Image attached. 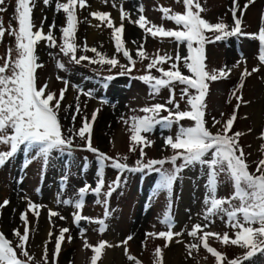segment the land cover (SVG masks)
<instances>
[{"label":"rangeland","instance_id":"rangeland-1","mask_svg":"<svg viewBox=\"0 0 264 264\" xmlns=\"http://www.w3.org/2000/svg\"><path fill=\"white\" fill-rule=\"evenodd\" d=\"M56 2L66 3L67 0H51L49 6H45L43 0H37L33 10V20L36 25L33 31L40 28L41 21H44L43 32L46 34L49 31V25L55 22L53 35L56 42V46L51 48L47 46V41H40L36 45V63L39 67L35 68V83L37 89L47 85L44 94L54 93L57 99L61 89L67 88L58 112V119L63 135L74 136V151L71 156L53 152L45 167L42 159H31L36 156L35 151L25 153L21 146L13 158L9 159L4 166H0V204L4 200L10 201L8 206L0 208V233H3L11 242L18 258L26 260L27 258L22 256L20 249L16 247L19 241L13 234V229H19V232L23 234L25 225L20 219V213L27 212L30 231L26 250L34 257L36 264H43L45 246L49 264H91V257L94 254L91 246H96L101 241H106L112 246L105 247L97 264H136L137 261L139 264H156L157 247L162 252L161 264H216L215 258L203 248L198 239L203 232L198 233L197 238L188 235V232L197 224L208 225L203 231L218 233L221 236L227 233L232 238L236 231L228 226L226 216L216 215L209 220L204 219L208 179L206 167L195 165L183 170L180 178L174 182L171 194L165 190L156 191L159 179L156 173L124 172L120 188L109 198L108 207L111 212L103 232L99 230L100 225L94 221L104 218L105 206L96 201L105 199L103 193H106L109 185L116 181L117 170L112 167L104 169V187L99 198L92 194L86 196L81 214L91 218L90 220H81L77 226L73 222V213L76 209L73 206L57 203L58 193L61 199H69L74 198L85 184L90 185L91 188L96 186V154L87 151L84 147L85 140L74 135L82 126L84 117L91 121L94 110L98 111L94 123L91 124L92 146L111 158L127 157L126 163L133 167L141 158L139 147L134 152L129 151L130 118L144 116L145 113L141 109L145 107H151L157 103L166 104L170 92L168 88H163L158 94H150L149 85L139 77L147 74V65L157 54L167 53L174 57L178 51L181 56H187L188 51L186 43L177 47V44L168 38H154L131 21L138 19L141 14L138 9L142 6L144 9L142 14L150 24L175 30L179 26L175 25L174 21L162 19L163 14L159 9L162 6L173 13H183L185 11L183 0L180 2L177 0H107V3L105 0H86V8L80 9L77 6L78 24L75 33V43L79 46L76 52L77 58L84 55L98 59L95 52L83 50L86 45L89 49L95 48L107 58L115 57L119 61L116 67L91 64L87 60L76 64L60 51V45L63 43L60 29L66 26V14L62 10L59 12L55 10ZM237 2L240 5L237 15L243 12L242 31L258 34L261 18L264 17V0H254L246 10L244 5L248 3V0H237ZM114 3L116 7H113ZM199 3L204 9L201 12L202 18L213 24L222 21L229 26L233 25L232 0H199ZM15 6L16 0H6L3 7L7 11L0 13V20L3 21L5 29L4 36L0 38V66H3L5 60H14L16 57L15 36L9 34L12 30H18V24L14 19ZM121 6L130 16V19L123 21L124 46L135 61V67L130 73L121 67V65L127 66L129 62L122 53L116 52L111 36L112 29L90 15L94 11L108 12L114 24L119 26ZM50 18L53 20L50 21L51 24L48 23ZM97 25L100 26L97 27ZM205 34L212 36L210 32ZM140 45H143L148 58L141 59L137 56ZM9 49H12L11 53ZM258 50V40L250 36L229 37L205 45L207 70L231 69L227 78L208 82L209 91L205 98L206 127L213 134L222 133L224 123L232 117L238 104L237 97H240L236 122L228 135L241 133L238 144L243 149L245 161L249 166L248 170L252 173L255 172L257 163L264 159V151L261 149L264 145V136H262L264 133V64L258 60ZM170 63L159 67L168 70ZM183 63V61L179 63L181 72L184 75H191ZM58 64H62L63 68L57 67ZM254 67H258L259 71L246 76L242 87H239L241 74L245 68L251 72ZM122 71H125V74L118 75ZM150 71L153 76H160L155 68ZM109 75L114 79L109 82L108 87H103L102 78ZM64 81L68 82L67 86ZM73 86H79V89L84 92L89 89L94 90L92 97L81 94ZM183 87L179 84L175 85V98L179 101L181 111L190 110L187 97L184 100L180 99ZM189 91L195 94V90ZM105 99L107 103L102 102ZM54 103L55 101L52 102L53 105ZM77 104L80 105L81 111L73 122L72 116ZM167 106L175 111L172 105ZM160 115L167 116L168 113L161 112ZM213 118L220 123L214 125ZM180 124L191 127L194 121L184 119L180 121ZM178 127L179 125L174 124L170 129H163L157 125L152 132L143 134L152 142L151 146L144 148L145 162L151 159H166L174 155L175 150L165 144V138L169 136L174 138ZM70 128L73 130L71 133ZM8 150H10L8 146L0 144V151ZM85 158H87L88 167L82 171ZM29 160H31L30 163ZM179 163H181L180 160L177 161V164ZM164 167L172 166L165 164ZM65 176L66 188L61 193V181ZM232 187L233 183L221 174L217 186V197H231L234 192ZM29 202L42 206L38 219L27 211ZM49 210L56 211L59 215L52 217L50 221ZM166 213H170V219L174 223L172 230L181 235L174 236L171 241L155 235L146 236V233L157 234L168 230L161 222ZM60 216L65 219H60ZM5 219H10V224L5 223ZM5 224L9 228H6ZM62 228H68L70 231L65 233L61 251L53 260L55 239ZM49 232L52 233L51 237ZM129 236L132 239L127 240L126 244L122 243ZM68 237H72L71 241ZM207 242L210 247L225 254L227 260L240 257L246 252V249L239 246L224 245L215 236L208 237ZM86 243L89 245L87 248ZM190 244L198 245L196 249L191 250V255L187 247ZM128 256L135 259L129 260ZM243 264H264V252H258Z\"/></svg>","mask_w":264,"mask_h":264},{"label":"snow or ice","instance_id":"snow-or-ice-1","mask_svg":"<svg viewBox=\"0 0 264 264\" xmlns=\"http://www.w3.org/2000/svg\"><path fill=\"white\" fill-rule=\"evenodd\" d=\"M180 2V0H177ZM254 0H248V3L244 5V9L253 3ZM6 0H0V13L7 11L3 7ZM37 0H16V6L14 9V19L18 24V30H12L10 35L15 36V52L16 57L14 60H5L3 66H0V144L6 145L10 148L8 151H0V166H4L5 163L14 157V155L23 146L25 153L36 152L35 157L31 159H42L43 165L46 167L52 157L53 152L60 153L62 155L71 156L74 151V136L65 137L62 133L61 125L58 119V112L61 107V102L64 99L67 88L61 89L60 96L57 99L54 93H48L45 95V88L41 87L37 89L35 83V68L39 67L36 63L37 57L35 55L36 45L40 41H47L48 47H55V37L53 35V29L55 28V22L49 25V31L45 34L43 32V23L37 30L33 31L36 27L33 20V10L36 6ZM45 6H49L51 0H43ZM107 3V0H105ZM185 11L183 13H173L170 9L160 7L162 12V19L174 21L175 25L179 26L175 30L165 29L162 26H156L150 24L146 17L142 14L144 9L139 7L138 11L141 13L137 20L131 21L135 23L139 28L143 29L148 35L154 38H168L174 41L179 47L181 44L186 43L188 55L181 56L177 51L176 55H164L157 54L155 58L151 60L147 65V74L139 77L144 83L149 85L150 94H158L161 89L168 88L170 92L169 99L166 104H154L151 107H145L141 109L145 113L142 117H131V124L129 125L130 135V148L129 151H136L139 147L140 159L136 161L135 166H129L126 163L127 157L111 158L104 153H100L98 149L94 148L91 144V124L94 123L98 110H94L92 113L91 121L87 117H84L82 126L74 133L81 140H85V149L87 151L96 154L97 162V182L95 188H91L90 185L85 184L80 188L74 198L61 199L60 193L57 194V203H62L65 206H73L76 211L73 213V222L79 226L81 220H90L91 218L82 216V209L85 203V198L88 194L95 195L99 198L102 194L104 187V169L106 167H112L117 170L118 176L116 181L109 185L108 191L103 193L105 199L103 201L97 199V203H102L105 206V215L103 219H98L94 222L100 225V231L103 232L106 229V220L110 215V208L108 207L109 198L112 194L121 186V177L124 172L130 173H156L158 174V183L156 191L165 190L169 194L172 193L174 182L180 178V174L186 168L200 165L202 168H207V183H206V195L205 205L206 210L204 219L209 220L210 217L216 215H223L227 217L228 226L236 229L234 238L229 234L224 233L222 236L218 233H212L203 231L208 225L203 226L197 224L188 232V235L197 238L198 233L203 232V235L198 237L203 248L215 258L216 264H243L244 261L249 260L258 252H264V159H261L257 163L256 172L252 173L248 170V164L245 161L243 149L238 144V138L241 133H234L228 135L231 127L236 119L237 110L239 108L240 97H237L238 104L233 111V115L229 118L223 126V133L217 132L213 134L206 127L205 121V98L209 91L208 82H216L222 78H227L231 69L222 68L220 70L209 71L206 69V52L205 45L215 41L227 39L229 37L245 36L257 39L259 42L258 60L261 64H264V17L261 18V26L258 30V34H248L242 31V19L240 15H237V10L240 8L237 0H232V18L233 25L229 26L224 22L211 23L202 18L201 12L204 9L201 7L199 0H183ZM77 6L80 9L87 7L86 0H67L66 3L56 2L55 10L57 12L63 11L66 14V26L61 27L63 43L60 45V51L69 56L76 64H80L82 61L87 60L91 64L109 65L116 67L119 61L113 58H107L103 54L96 51L95 48H87L85 45L84 51H92L96 53L98 59H93L84 55L77 58L76 52L79 47L75 43V33L77 30ZM113 7H116L115 3ZM90 15L100 21L101 24L112 29L111 36L114 41L115 50L117 53H122L128 60L127 66L121 65L126 69V72L130 73L135 67V61L133 60L130 52L124 46L123 33L125 19H130L128 13H126L122 6L120 8V20L119 26L114 24L111 14L108 12L94 11ZM46 20V17H45ZM100 25H97L99 27ZM11 28V25H9ZM210 32L212 36L209 37L205 33ZM5 34L3 27V21L0 20V38ZM135 43V41H133ZM12 49H9L11 53ZM137 56L141 59H146L147 54L144 51L143 45H140L137 49ZM175 61V62H172ZM183 61V66L188 70L191 75H184L180 68L179 63ZM170 63L168 70L159 67L162 64ZM57 67L63 68L62 64H58ZM155 68L160 76H153L151 69ZM259 71L258 67H254L251 72L246 68L241 74V83L239 87H242L243 81L246 76H250L252 73ZM10 73V74H8ZM125 71L120 72L118 75H124ZM58 79H60L58 77ZM114 79L109 75L102 78V86L108 87L109 82ZM67 86L68 82L64 81ZM179 84L184 86L181 88L180 99L184 100L187 97V104L190 106V110L181 111L179 101L175 98V85ZM76 87L81 94L88 97H92L93 91L89 89L87 92ZM189 90H195V94H192ZM235 94V93H234ZM79 99V97H77ZM55 101L54 105L52 102ZM103 103H107V100H102ZM172 105L175 108L168 107ZM71 107V106H69ZM76 111L73 113L72 120L75 122L77 115H79L81 108L77 104ZM161 112H167V116H161ZM189 119L194 121V125L191 127H184L180 124V121ZM128 123V121H125ZM220 123V121L213 118V124ZM179 125L176 136L165 138V144L170 146L174 151V155L166 159H151L144 161V148L151 146V141L143 135L144 133L152 132L157 125L163 129H170L173 125ZM73 130L70 128L69 132ZM264 136V133H262ZM264 151V145L261 146ZM180 160L181 163L177 164ZM29 163L31 160L28 161ZM165 164H171V168H165ZM27 167V164H25ZM88 167L87 158H85L82 165V171ZM221 174L227 180L233 183L234 192L231 197L218 198L217 186ZM66 176L61 181V193L66 188ZM10 204L9 200H4L0 204V208L6 207ZM42 206L33 202L28 203L27 211L39 218L40 208ZM59 213L53 210H49V220L52 217L58 216ZM60 219L65 217L60 216ZM20 219L24 222V232L21 234L19 229H13V234L18 238L19 243L16 245L20 249L21 255L26 257V260L18 258L15 249L11 242L0 233V264H36L34 257H32L26 250V244L29 239V227L27 212L20 213ZM162 223L167 227V231L157 234L146 233V236L155 235L160 238H164L166 241H171L174 236H179L181 233H176L172 229L174 223L170 219V213H166L165 218L162 219ZM258 225V226H254ZM70 230L68 228L60 229L59 235L55 239V250L53 252V260L56 259L61 251L62 241L64 240L65 233ZM83 232V229H81ZM52 233L49 232V237ZM215 236L224 245L239 246L242 249H246L244 255L236 257L234 259L227 260L225 254L210 247L207 239L208 237ZM71 241L72 237H68ZM129 236L122 243H127V240H131ZM106 241L99 242L96 246H91L93 255L91 257V264H97V261L101 258L105 247H111ZM167 246V244L165 245ZM85 247H89L87 243ZM189 249V255L191 250L198 247L197 244L187 245ZM127 253V249L125 250ZM161 249L159 247L155 250L156 264H161ZM129 260L135 259L132 256H128ZM43 264H49L47 247L45 246L44 255L42 257ZM139 264V261L136 262Z\"/></svg>","mask_w":264,"mask_h":264},{"label":"bare ground","instance_id":"bare-ground-1","mask_svg":"<svg viewBox=\"0 0 264 264\" xmlns=\"http://www.w3.org/2000/svg\"><path fill=\"white\" fill-rule=\"evenodd\" d=\"M51 20H52L51 18L48 19V23H50ZM52 21H53V20H52ZM50 24H51V23H50ZM45 25H47V23H46ZM111 110H112V109H111ZM111 113H113V112L111 111ZM106 119H107V118H106ZM110 121H111V120H110ZM107 124H108V123H107ZM12 206H13V205H12ZM10 210H11V209H10ZM3 217H4V216H3ZM4 218H5V217H4ZM5 220H6V219H5ZM10 222H11L10 219H7V220L5 221V223H7V224H8V223L10 224ZM7 224H5V227H6V228H9ZM13 226H14V225H13Z\"/></svg>","mask_w":264,"mask_h":264},{"label":"trees","instance_id":"trees-1","mask_svg":"<svg viewBox=\"0 0 264 264\" xmlns=\"http://www.w3.org/2000/svg\"><path fill=\"white\" fill-rule=\"evenodd\" d=\"M241 27H243V24L241 25ZM206 63V62H205ZM235 122H236V119L234 120V124H235ZM234 124H233V126H234ZM231 130V129H230ZM223 133V132H222ZM255 172H256V167H255ZM254 172V173H255ZM233 188V187H232ZM234 189V188H233Z\"/></svg>","mask_w":264,"mask_h":264}]
</instances>
